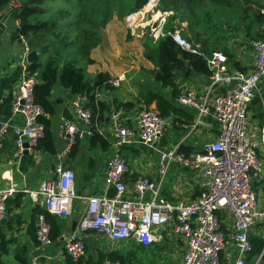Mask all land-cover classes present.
Returning <instances> with one entry per match:
<instances>
[{"label":"built area","instance_id":"obj_1","mask_svg":"<svg viewBox=\"0 0 264 264\" xmlns=\"http://www.w3.org/2000/svg\"><path fill=\"white\" fill-rule=\"evenodd\" d=\"M20 0H9L4 13L21 6ZM157 17H142L134 22L135 14L127 17L128 26L141 27L140 34L154 41L169 36L184 50L198 54L205 61L209 74L202 95L185 89L177 96V103L195 111L193 126L210 115L219 125L216 138L201 150L185 154L177 147L163 149L159 142L164 135L167 120L157 110L142 105L130 126L121 110H111V146L114 151L107 161L102 193L79 196L75 189V173L62 162L69 154L76 136L81 137L92 127V110L86 94L70 96L71 118L63 116L57 127V139L63 145L55 153L54 174L42 180L38 189L42 210L51 215L66 216L79 199L85 204L77 222V228L64 239L60 254L77 260L85 254V242L79 234L87 230L103 234L110 241L134 239L146 247L167 233L172 239L184 243L180 264H247L252 250L250 234L264 228V199L254 188L251 171L259 170L261 162L257 149H264V124L252 139L247 127V106L255 95L259 83L264 80V33L250 41L253 54L249 71L233 69L222 51L204 52L194 45L180 29L168 27V11H158ZM156 15V14H155ZM15 25L20 24L15 18ZM5 27L6 23H2ZM23 48L20 62L28 66ZM122 75L111 81L118 86ZM37 76L27 72L13 94L10 115H20L22 123L12 126L16 152L33 149L44 135V127L38 121L41 109L33 102V86ZM9 131L7 122L0 123V148ZM143 144L158 153V180L139 176L131 187L125 182L129 166L121 154V148L130 144ZM200 171L201 180L197 197L189 203L167 200L161 193L162 183L173 166ZM17 185L0 189V219L6 213V200L18 190ZM132 192V196L127 194ZM35 237L38 249L49 245L50 224L44 212H37ZM232 249L230 250L229 248ZM232 251V252H231ZM264 259V246L254 264ZM28 264H41L34 256ZM101 264H120L105 260Z\"/></svg>","mask_w":264,"mask_h":264},{"label":"crops","instance_id":"obj_2","mask_svg":"<svg viewBox=\"0 0 264 264\" xmlns=\"http://www.w3.org/2000/svg\"><path fill=\"white\" fill-rule=\"evenodd\" d=\"M156 4L158 5V1L153 2V8L156 7ZM234 4H236V6L234 5L235 9L240 12L249 8L250 11L258 12L264 16V0H234ZM5 9V7L0 8V23L1 25L3 22L6 23L5 27L2 25L4 30H0V105L10 93L16 92L21 78L28 72L27 65H23L20 59L25 46L29 51L31 50L24 36L18 37L14 34L15 22L4 13ZM142 9L136 12L138 16L142 15ZM157 15L153 14V17L155 18ZM168 15V20L173 23L174 27L180 29L187 38L194 42V45L199 49L206 46L204 40L193 39L186 32V20H174L172 10L168 11ZM115 19L114 16L110 23L101 27L99 42L96 43L97 46L91 48L89 53L91 61L85 63V70L90 76L103 73L107 74L111 81L118 76H123L118 86L109 85L108 88L106 83L99 86L97 88L98 98L107 102L112 98L118 101L132 102L133 106L127 113L125 112V118L130 126H134L135 117L142 107L141 102L138 101L139 95L148 88L159 92L183 110V113L177 116V121L172 122L171 119H166L167 125L170 122L169 131L165 137L163 135L161 138L159 147L163 149L177 147L179 150L182 146L184 150H179L181 152L185 150L192 152L204 148L216 138L219 129L218 123L210 115H206L200 124L193 126L192 120L195 111L189 107L180 106L176 97L179 92L185 89H192L202 95L208 83V73L197 71L189 65L188 69L177 77L176 91L172 88L158 87L153 83L154 71L157 69L156 58H148L145 54V50H147L145 46L158 40L154 41L151 38L137 35L128 25L126 26L124 20L117 23L114 21ZM113 24L114 27L110 29L109 27ZM248 25H250L249 30ZM244 26H240L237 31L228 36L227 44L232 42V45H228L232 50V61L236 62L242 71H249L252 67L253 54L250 49L252 39L249 38L247 32L262 33L264 18L262 22L248 20ZM151 45L153 46V44ZM152 46L150 47L152 48ZM36 53L37 58L44 60L38 50ZM80 62L83 64L84 60L82 59ZM52 95L57 101L56 112L51 118L52 131L56 135L64 111L70 109V95L62 86L55 87ZM255 97L257 100L252 101ZM22 121L20 115L11 116L10 113L0 112V123L7 122L9 124V131L3 138L0 148V189L11 183L16 184L18 189L8 196L6 213L0 219V264H22L23 259L28 264L37 255L41 264H99L101 256H107L111 252H121V248L125 254L132 256L137 251L141 254L160 256L162 253L165 255L179 249L182 257L183 241L172 239L169 234L164 232L156 241L144 247L132 238L113 242L103 234L92 230L79 234L86 245L85 254L82 257L75 260L66 254H60L64 239L76 230L79 217L85 209V204L79 199L75 200L68 215H53L59 223L60 236L57 239H51L49 245L40 251L35 237V215L42 210L38 189L43 179L53 176L57 160L55 154L52 155L34 148L27 152L23 151L21 154L16 152L12 126L20 124ZM246 122L250 136L252 139H257L258 130L264 124V80L259 83L255 95L247 106ZM99 128L111 140L110 112L105 114V121L99 124ZM56 140L58 150L63 143L58 142L57 135ZM113 151L112 146L103 149L99 145H92L90 133L85 132L81 136L79 149L75 156L69 154L62 156L63 164L75 173V189L79 196L103 192L107 161ZM120 152L129 166V172L125 174V182L129 187L139 176H145L151 181L158 180V153L155 150L146 145L134 143L123 146ZM257 153L261 160V167L259 170L251 171V178L260 198L264 199V149H257ZM200 180V171L175 165L168 171L162 183L161 193L169 201L189 203L199 193ZM127 196L131 197L132 192ZM73 223H75L74 228H72ZM251 233L262 235L260 229H254ZM229 249L231 250L232 247ZM262 261L264 262V260Z\"/></svg>","mask_w":264,"mask_h":264},{"label":"trees","instance_id":"obj_3","mask_svg":"<svg viewBox=\"0 0 264 264\" xmlns=\"http://www.w3.org/2000/svg\"><path fill=\"white\" fill-rule=\"evenodd\" d=\"M96 1L98 0H22L21 6L10 11L8 17L11 20L14 21L15 18L20 20V24L15 26L14 34L18 37L24 36L30 49L38 50L44 57V60L38 57L27 66L28 72L37 76L33 86V102L41 109L38 121L44 127V135L38 140L34 149L52 155L57 151V140L52 131L51 120L56 112L57 102L52 92L57 86L66 89L70 96L75 94L88 96L93 120L89 130L90 141L92 145H99L103 149L111 146V140L99 128V124L105 121V114L111 113L112 109L121 110L125 117V112L127 113L133 106L132 102L118 101L114 98L108 102L100 100L97 96V88L104 83L108 88L109 85L113 86L111 80L107 74L103 73L90 76L85 70V63L91 61L90 50L95 43L99 42L100 29L108 16L115 15L121 19L128 13L143 8L148 0H118L125 5L124 9L119 2L113 3L111 8L116 14H111L109 10L104 9L95 18L91 15L90 8ZM8 2L9 0H0V8L6 7ZM158 9L172 10L174 20H186V32L190 37L205 41L206 46L201 50L222 51L233 69L240 68L236 62L232 61V50L227 45L228 36L237 31L240 26L245 27L248 20L262 22L264 18L262 14L250 11L249 8L241 12L236 10L234 0H158ZM74 11L76 13L72 16ZM251 18L253 20H250ZM173 26V23L169 21L168 27ZM249 27L250 25L248 30ZM0 30H4L1 23ZM263 33L264 31L254 34L247 32L252 40L261 38ZM145 47L147 57L156 58L157 69L154 71L153 83L158 87L172 88L176 91V79L179 74L186 71L189 65L197 71L209 74L207 65L200 55L184 50L169 36L162 37L155 43L150 42ZM82 59L84 62L80 64ZM12 98L13 94L10 93L3 99L0 105L1 113H10ZM138 99L142 105L154 108L161 117L171 119L172 122L177 121V116L183 113L181 107L175 106L171 99L150 88L143 91ZM64 117L71 118V111L65 110ZM80 141L81 137L77 135L71 147L70 156H75L78 152ZM182 149L183 147L180 146L179 150L182 151ZM183 152L190 153L186 150ZM40 211L45 213L50 224V238L53 240L59 238L60 227L57 220L48 212ZM250 241L252 250L246 262L254 264L263 249L264 237L259 233H251ZM122 258V253L111 252L107 256H101L99 264L105 260H121ZM21 263L26 264V260L23 259ZM258 264H264V262L260 260Z\"/></svg>","mask_w":264,"mask_h":264},{"label":"rangeland","instance_id":"obj_4","mask_svg":"<svg viewBox=\"0 0 264 264\" xmlns=\"http://www.w3.org/2000/svg\"><path fill=\"white\" fill-rule=\"evenodd\" d=\"M20 1L22 2V0H20ZM119 1L118 0L117 1L116 0H98V1L95 2V5L90 8L91 15L96 18V17L99 16L101 10H104V9L105 10H109L111 14L112 13L116 14L115 11L112 10L111 7H112L113 3L114 4H117ZM157 1L158 0H148L147 3L145 4L144 9L141 8L142 9L141 10L142 11V15L141 16H137V17L134 16V22L135 23L143 22V21H141V19H142L143 16L146 19H149V16L150 15H153V14H156L157 15V13H158V10H157L158 9V5L156 4V7L153 8V6H154L153 5V2L156 3ZM120 5H122L121 6L122 9L125 8V5L123 3L122 4L120 3ZM234 5L236 6V4H234ZM139 10H137V11H139ZM159 10H161V9H159ZM137 11L130 12L127 15H125L124 17H122L121 19L117 18L115 15H112L110 17L108 16L106 22L104 24H102V27H104L106 24L110 23V21L113 19L114 16L116 17V19L114 20L115 22L119 23V22H122L121 20H124L125 23H126V26H127L128 24L126 22V19H127L128 15H130V14H136ZM165 11H170V10H165ZM75 13H76V11H74L72 13V16ZM146 14H150V15L147 16ZM113 27H114V24L111 25L109 28L112 29ZM142 30L143 29L141 27H139L137 29L132 30V32H134L135 34H140V32ZM95 45H96V43H95ZM227 45H232V42H230ZM169 126H170V122L166 126V129H165V132H164V137L167 135V132L169 131ZM260 162H261V160H260ZM261 233H262V236L264 237V228L261 230ZM179 246H180V244H179ZM120 253H122L123 258L121 260H112V261H118L120 264H179V258L181 257V251L179 249H177V250L175 249V250L171 251L170 252L171 254L169 253V254H165L164 255V253H162L160 256H152V254H148V253H142L141 254L138 251L135 252V255L134 256H132L131 254H127V253L125 254V252H123V248H121V252ZM151 258H152V261H150Z\"/></svg>","mask_w":264,"mask_h":264},{"label":"water","instance_id":"obj_5","mask_svg":"<svg viewBox=\"0 0 264 264\" xmlns=\"http://www.w3.org/2000/svg\"><path fill=\"white\" fill-rule=\"evenodd\" d=\"M37 56L38 55H37L36 51H34V50L28 51V53L26 55L27 62L30 64L31 62H33L37 58ZM187 69H188V66H187ZM256 100H257V97H255L252 101H256ZM23 146L25 147L24 151L27 152L28 151L27 150V147H28L27 142H25ZM74 224L75 223H73V227L72 228H74Z\"/></svg>","mask_w":264,"mask_h":264},{"label":"bare ground","instance_id":"obj_6","mask_svg":"<svg viewBox=\"0 0 264 264\" xmlns=\"http://www.w3.org/2000/svg\"><path fill=\"white\" fill-rule=\"evenodd\" d=\"M135 16L137 17V16H138V14H135Z\"/></svg>","mask_w":264,"mask_h":264}]
</instances>
